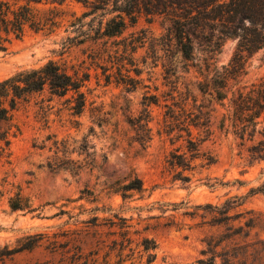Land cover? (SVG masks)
<instances>
[{"label":"rangeland","instance_id":"1","mask_svg":"<svg viewBox=\"0 0 264 264\" xmlns=\"http://www.w3.org/2000/svg\"><path fill=\"white\" fill-rule=\"evenodd\" d=\"M60 7L57 27L26 28L0 49V80L50 58L71 73L88 74L80 88L85 94L80 114L71 107L74 91L60 96L44 87L18 101L6 136L9 124L0 120V264L69 259L97 248L98 240L102 260L119 236L120 216L134 241L142 235L155 239L153 264H221L212 253V244L227 231L217 222L218 208L226 203L231 214L264 213V194L250 190L264 181V160H252L238 138L215 126L224 108L197 88L199 38L192 37V56L184 58L171 15L142 12L120 34L93 39L85 32L94 35L99 11L82 16L90 8L83 0H65ZM235 43L226 37L215 55L218 64L228 61ZM262 74L264 48L247 56L235 87ZM128 75L138 78L135 85L125 82ZM201 102L205 109L214 107V131L199 145L213 161L196 157L193 168L183 169L169 158L174 152L190 154L187 138L199 137L191 118ZM144 108L150 111L151 137L141 143L133 118ZM180 172L190 179L182 180ZM135 176L141 188L124 189L137 184ZM18 194L24 206L12 208L9 197ZM249 214L232 222L243 224ZM255 231L221 245L242 246L256 238ZM258 235L264 237V231ZM136 249L121 264L144 263L146 255L139 261ZM116 259L112 252L109 264Z\"/></svg>","mask_w":264,"mask_h":264},{"label":"trees","instance_id":"2","mask_svg":"<svg viewBox=\"0 0 264 264\" xmlns=\"http://www.w3.org/2000/svg\"><path fill=\"white\" fill-rule=\"evenodd\" d=\"M65 0H0V49L5 48L12 36H20L26 28L34 30H52L60 23L62 9L60 5ZM90 8L82 12V16L97 11L100 20L94 35L85 32L90 38L113 36L120 34L126 26L134 24L140 13L147 14L168 13L172 18V25L176 42L184 58H191L193 53L192 37L199 38L201 55L197 57V67L201 78L197 83L202 95L207 94L214 102L224 108L215 123V126L224 134H232L238 138V144L245 147L252 160H264V74L248 84L235 87L240 75L246 72V58L254 51L264 48V0H83ZM110 14L107 18L105 15ZM234 37L236 43L226 63L218 64L215 55L221 49L226 37ZM80 38L79 41H83ZM87 72L80 74L78 70L69 72L54 59H48L36 67L22 68L12 75L0 80V120L9 124L4 129L6 136L12 125V109L18 101L29 93L47 87L56 95H65L69 91L76 93V103L71 107L74 113L80 114L85 105V94L80 88L87 79ZM107 77L110 74L106 75ZM138 78L127 76L126 83L135 85ZM209 99V98H208ZM5 103H8L7 106ZM199 103V113L191 118L192 123L199 128L197 139L189 136L186 148L190 151L172 153L169 163L191 169L192 160L196 157L205 158L203 163L212 162L210 154L200 152V143L214 131L212 111L214 107L204 108ZM150 111L144 108L133 118L137 126L135 139L143 143L151 137L149 122ZM182 127V126H181ZM190 134V130L187 129ZM264 171V170H263ZM182 180H189L188 173L179 174ZM137 184H125L124 189H140V178L135 176ZM252 191H261L264 194V181ZM126 192L122 191L125 195ZM23 198L20 194L9 197L12 208H22ZM222 205L218 208L221 218L217 220L225 225L226 232L218 242H214L213 256L219 255L221 264H264V237L259 232L264 231V213L251 209L229 213L231 206ZM244 212L250 213L243 224H234L232 221L241 220ZM118 237L112 238L108 249L104 251L102 260H99L100 241L97 248L88 253L82 252L72 255L69 259L62 256L55 261L45 260L36 264H109L114 252L116 261L111 264H121L126 258L136 257L141 261L146 255L144 263L153 264L156 257L157 243L152 237L142 235L134 241L130 234V224L126 217L120 216ZM252 228H256V238L245 240L242 246L231 244L221 245L223 239L232 241L236 236L248 237ZM112 232H116L113 230ZM135 243V246H133ZM220 245L221 249L217 250ZM131 261L130 264H132Z\"/></svg>","mask_w":264,"mask_h":264}]
</instances>
